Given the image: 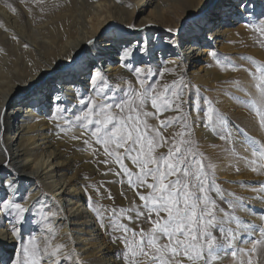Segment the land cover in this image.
<instances>
[{
    "label": "snow or ice",
    "instance_id": "snow-or-ice-1",
    "mask_svg": "<svg viewBox=\"0 0 264 264\" xmlns=\"http://www.w3.org/2000/svg\"><path fill=\"white\" fill-rule=\"evenodd\" d=\"M249 3L250 0H240L237 7L242 15H249ZM12 11L15 12V8ZM260 20L258 25L250 23L246 26L264 37V13ZM128 27L135 29V25ZM92 43L94 42L89 41V44ZM161 43H165L167 48H158L151 37L128 41L120 46L118 55L121 65L133 74L138 85L133 89H120V96L109 85L103 67L97 66V60L89 61L87 84L90 95L78 94V106L75 109L62 106L59 95L54 98L49 96L50 105L53 99L56 101L49 118L57 122L63 118L67 127L60 128L61 132L75 127L82 130V136L94 138V141L86 139L83 143L86 147L94 144L102 148L101 152L100 148L93 147L92 154L94 157L104 156L103 160H97L98 165L103 164L107 168L104 175L118 177L117 182L121 184L126 182L139 198L141 203L135 207L121 208L119 213L116 209H111L110 212L105 210V213H97L95 217L102 228L121 233L111 238V242L122 245L123 264H215L224 255H230L233 259L239 255V264H258V250L264 248V227L257 228L233 215L230 222H235L236 230L230 228L226 232L223 218L218 216L223 209L217 205V198L224 200L225 194L217 186L213 164L205 163L203 154L193 147L190 137L194 127L199 125L192 120L191 113L184 114L183 108L190 103L192 112L199 117V96L192 97L189 93V99L185 98L184 89L188 85L184 83L183 76L179 81L173 80L171 85L163 84L157 88L158 79L154 77H161L164 71H168L164 65L176 64L170 58L158 56V53L164 51L166 55L168 50L178 46L172 37ZM87 55L91 56L90 50ZM210 55L217 63H222L214 50ZM137 56L140 57L139 61L136 60ZM75 65L76 56L64 65L57 64L52 73L56 77H74ZM222 66L236 67L231 63ZM257 72L261 80L258 87L261 88V99L264 100V67H258ZM204 103L210 104L208 101ZM149 106L153 111L148 110ZM168 111H175L180 115L160 120L159 128L148 123L150 117L158 118ZM255 114L259 117L260 125L264 126V111L258 109ZM202 119L205 127L214 132L220 129L217 132L218 138L226 139L222 134L226 120L218 114L214 115L211 106L204 110ZM0 124H3L2 115ZM173 126H178L180 131L172 133L171 137H165L162 129ZM165 146L167 153L157 155V149ZM252 155L258 157L250 161L252 171H257L256 165L259 169H264V145H260L258 149L254 147ZM125 161H129L135 170ZM110 164L116 166L115 170L108 167ZM3 167L8 172L6 176L0 177V190L4 193L0 196V217L10 225L3 239L11 238L15 243L8 259H0V264L72 262L71 250L63 251L68 248L67 244L53 245L51 242V234L54 232L52 220L59 215L61 206L47 205L39 200L28 205L31 192L21 190V178L10 163ZM210 175L213 177L211 180ZM103 187L86 185L84 191L88 200L91 201L93 191L101 196ZM142 189L146 192L141 191ZM260 190L264 191V185L260 186ZM228 195L234 196L232 193ZM108 199H114L110 190ZM36 204H40V207L36 208ZM228 207L235 210L244 209L246 205L242 198L234 197ZM29 215L33 217L40 232L48 234L40 242H37L35 234H30L27 242L23 240V226ZM125 219L129 224L143 219L150 227L147 230L140 227L139 231L130 229L128 224L122 222ZM260 219L264 220V213L260 214ZM217 231L219 237L215 234ZM237 231L247 234L240 241L245 247H234ZM257 232L258 238H254ZM248 244L251 245L250 248L247 247Z\"/></svg>",
    "mask_w": 264,
    "mask_h": 264
},
{
    "label": "bare ground",
    "instance_id": "bare-ground-1",
    "mask_svg": "<svg viewBox=\"0 0 264 264\" xmlns=\"http://www.w3.org/2000/svg\"><path fill=\"white\" fill-rule=\"evenodd\" d=\"M19 1L0 0V115L3 116V124H0V177L7 175L8 169L3 165L10 163L11 168L21 178V190L27 189L31 192L28 205L39 200L47 205L61 206L59 215L52 222L54 230L58 232L56 240L65 242L68 250L77 247V253L85 264H123L116 259L114 246L104 228L95 222L93 212L86 209L82 181H79L72 164L68 158L63 160V154L55 147L56 144L54 146L50 142L44 130L50 108L56 103L53 99L50 105L49 96L54 98L59 95L62 101L69 104L74 103L83 90L89 89L87 75L89 61L93 60L92 55L100 54L96 59L97 66H102L104 72L111 77H117L126 70L119 59L120 46L128 41L147 39L149 35L119 36L121 32L115 26L111 27L117 20L122 24L131 23L136 10L135 7L129 9L124 5L125 0H63L59 9L50 10L53 8L51 7L46 15L37 8L29 10L24 3L11 5V8L4 4H17ZM133 1L140 8L151 7L150 15L155 17L156 23L164 26L169 24L173 28L181 27L180 20L176 24L174 15L179 18L191 13L196 15L198 20L190 24L186 32L188 36L177 42L174 54L158 53V56L176 61V64L168 65L180 74L190 72L189 75L196 77L205 70L198 63L210 61L213 50H229L224 45L225 39L233 38L237 32H245L246 25L260 19L264 13V0H250L249 15H242L238 7L234 12L238 0ZM12 8L16 11L13 12ZM146 25L143 21L140 27L145 30ZM104 29L111 31L109 36L97 42L91 56L83 58L81 65L75 67L74 77L53 75L52 69L57 64L64 65L74 56L77 57L86 43L95 39ZM154 42L158 47L159 42ZM193 52L196 54L193 55ZM215 76L214 81L221 78L217 74ZM224 100H221V107L231 118L230 121H236L240 126L228 128L226 136H229L231 144L237 146L242 155L240 158L245 163H240L237 173L230 167L229 155L219 154L215 150L212 160L217 175L226 180V184L242 179L249 183L248 188L240 185V181L235 185V194L246 202V207L236 209V213L242 221L257 228L263 227L264 220L260 219V214L264 213V203L257 197V191H253L257 180L256 175L250 173L253 166L250 161L258 157L252 155L248 146L250 141L253 145L257 142L264 144V126L260 125L251 109L244 110L239 102L226 97ZM258 101L264 105V100ZM198 136L203 142V149L210 153L212 150L207 147L208 144H218L219 148L226 145V141L215 138L210 133L201 134L200 131ZM42 187L47 191L44 195ZM3 195L0 190V196ZM31 219L33 229L39 231V235L43 234L41 237L48 235L41 233L33 222V217ZM0 224V259L6 261L15 242L11 238L3 239L10 227L3 217H0ZM230 228L236 230L235 222L229 224L226 232ZM246 236V233L237 231L234 247H245L240 241ZM254 238H258V232ZM247 247L250 248L251 245L248 244ZM240 259L239 255L235 259L224 255L215 264H239ZM256 259L258 264H264V248L258 250Z\"/></svg>",
    "mask_w": 264,
    "mask_h": 264
},
{
    "label": "rangeland",
    "instance_id": "rangeland-1",
    "mask_svg": "<svg viewBox=\"0 0 264 264\" xmlns=\"http://www.w3.org/2000/svg\"><path fill=\"white\" fill-rule=\"evenodd\" d=\"M62 1L63 0H20L17 4L15 3L9 4V2L8 3L4 2V4H6L9 7V5L17 6L19 3H24L27 5L29 10L33 11L37 8L39 9V11L43 12V15H46V11L49 10L51 7L53 8H51L50 10L59 9ZM239 3H240V0H238L235 3V8L238 6ZM124 5H126L129 9H132L133 7H135L136 12L134 15H132L131 23L122 24L120 20H117L115 24L112 23L111 27L113 28L115 26V29L122 33V34L120 33L119 36L137 37L138 35H141V34H144L145 36L149 35L148 38L151 37L153 42L156 40H157V43L159 42L158 48H161V49L167 48V45L161 42L168 37H172L175 41L179 43L180 38L183 39V37L188 36L186 32L189 29L190 24H193L195 21L198 20L196 18V15L193 13L187 14L185 16L182 15L180 18L178 15H174V20L176 19V24H178L180 20L181 27L173 28V25L168 24L167 26H164V25L156 23L155 17H152L150 15L151 10H152L151 7L149 8L141 7L140 8L136 6L133 0H125ZM236 10L237 8L234 9V12H236ZM33 15H38V13H33ZM143 21L147 23L145 30L140 27ZM260 23H261V20L257 19L252 24L258 25ZM128 25H135V29L129 28ZM139 29H143V31H137ZM169 29H172L173 31L169 32L168 31ZM110 32L111 31L104 29L95 39L90 40V41H93L94 43L89 44V42H87L83 51L76 57L75 67L80 66L82 63V59L89 56L87 55L88 50L92 51V49H94L97 46L98 44L97 42H100L101 39L105 38V36H109ZM224 45L227 46V49L229 50L215 51L222 63H217L216 59H214L212 56H211L210 61H208L207 63H201V62L198 63V65L204 66L205 70L202 73H200L199 76L197 77L189 75L190 72L180 74L173 67H170L168 64H166L163 67L168 69V71H164L161 77H154V79H158L157 88L159 89L161 85L163 84L171 85L173 80L179 81L181 79V76H183L184 83L188 85V87L184 89L185 98L189 99V93H191L192 97H195L198 95L200 98L201 104H200L199 117H197V114L195 112H192L191 110L192 106L190 103L184 105L183 112L184 114L191 113L192 120H195L196 123L199 125V126L194 127L192 136L190 137L191 140L193 141V147L197 151L203 154V156L205 157V163L210 162L213 164V167L215 170L214 172L215 181L217 183L218 188L222 190L223 193L225 194L224 200H220L219 198H217V205L220 209H223V212L219 213L218 216L223 218V227L226 230L229 224L234 223V221L230 222L231 216L234 215L237 218H239L236 213V209L234 210L228 207L229 202H231L234 199V197L239 196L235 194L236 193L235 185L241 182L240 185L248 188L249 183H247L244 179H242V180H238L237 182L230 181V182H227L226 184L225 182L226 180L224 181L221 177L217 175L215 164L213 163V160H212V154L215 150H218L217 153L219 154H222V155L226 154L230 156V159H231L230 160L231 162L229 163L231 164L230 167L234 169L237 173L239 172L238 166L241 165L240 163H245V161L240 158L242 155L237 150L238 149L237 146L234 144H231L232 142L230 138H228L229 136H226L227 135L226 131L228 128L230 127L233 128V126L234 127L236 126L237 128L240 126L235 123L236 121L235 122L230 121L231 118L225 113V110L221 107V102H222L221 100L222 99L224 100V98L226 97L231 101H236L237 103L239 102V104L243 105L244 110H246L247 108L251 109L255 116H256L255 113L258 109L260 111L264 110V105L260 104L259 103L260 101H258L262 97V91H261V88L258 87V85L261 84V80H260V74L257 72L258 67H264V37L260 36L259 33L254 32L251 27H247V30L245 32H237L233 38L225 39ZM161 52L165 54L164 51H161ZM174 52H175V48H172L167 51V54L168 53L174 54ZM99 56L100 54H96L95 56L92 55L91 58L97 59ZM136 60L139 61L138 56L136 57ZM227 63H231L232 65H235L236 67L228 68V67L222 66V64H227ZM153 64L155 65V61H153ZM161 71H163V69H161ZM104 74H105V77L109 85L113 89L117 90L116 91L117 96L121 95L119 91L120 89H133V88L138 87V85L136 84L135 77L128 70H124V73L120 74L117 77H111L110 74L107 72H104ZM216 74L219 75L221 78H218L216 81H214ZM82 94H84L85 96L90 95L89 89L83 90ZM256 95H258V98L256 97ZM62 100L60 101V103L64 107L75 109L78 106V96L75 99L74 103L67 104ZM204 101H208L210 102V104H205ZM209 106L213 108L214 115L218 114L224 117L226 120V125L222 132V134L226 136V139L223 140L224 142L226 141V145H225L226 147L221 146L219 148L217 147L219 146L218 144H208L207 147L212 150V153L203 149L201 145L202 140L198 136V133L200 134V131H201V134L206 132L208 134L210 133V135L214 136L215 138H218L217 132L220 131L219 128L217 129V132H214L211 128L205 127L203 124V119H202L203 112ZM148 110L153 111L150 108V106ZM51 111H52V107L50 108V112H49L50 114H51ZM178 115H180V113H177L175 111H168V112L163 113L162 115H159L158 118L150 117L148 119V123L150 125H153L159 128L160 120H167L169 117H176ZM257 118L259 120L258 116ZM232 122L234 123V125L231 124ZM65 127L67 126L65 125L63 118H61L57 122V120L50 119L48 117L46 129L44 131L45 133L48 134V138L50 142L52 141L51 143L53 145L56 144V146L55 145L54 146L58 147L60 152L63 154V160L66 161L69 159L68 161H70V163L72 164L73 170H75L76 174L78 175L79 181L80 182L82 181L81 183H82L83 191L86 185H91L93 188H96L97 186H100V185L104 186L101 189L103 193L101 196H97V194L94 191L91 193V201H89L88 198H86L87 196L84 191L85 198L88 202V205L91 211L94 213V215L96 216L97 213L103 214L105 213V210H108L110 212L111 209H116L117 213H119V209L121 208L128 209L130 207H135L139 205L141 203L139 201V198L135 195L133 189H131L127 185L126 182L121 184L117 182L118 177L111 175V174L104 175V173L107 172V168L103 164L98 165L97 163V160L98 159L103 160L104 156L100 155L99 157H94L92 154L93 147L100 148V146L93 144V146L91 147H86L83 143V141L86 139H90L94 141V138H90L88 135L82 136L81 135L82 130L77 129L75 127H72L69 130L64 131V132H61L59 130L60 128H65ZM179 131H180V128L178 126H173L168 129H162V134L165 137H171L172 133L179 132ZM73 137H80V138L73 139ZM249 143L250 145L248 146V148L251 151L254 147L258 149L260 145H264L263 142L262 143L257 142V144L254 143V145L251 141ZM100 151L102 152V148H100ZM161 153L163 154L167 153V146L157 149V155ZM125 163L128 164L130 168H133V166L130 164L129 161H125ZM108 167H111L115 170L116 166L110 164L108 165ZM256 167H259V166L256 165ZM133 170L135 169L133 168ZM250 173L256 175L255 177L257 180L255 187L253 188V191H257L256 192L257 197L261 199L262 203H264V191L261 192L260 190V186L264 185V169H261L259 171V168H257L256 172L251 171ZM258 173L259 174L262 173V174L259 175ZM212 178H213L212 175H210L209 179L211 180ZM170 179H175V177H170ZM109 190H110V195L114 199H111V200L108 199ZM141 191L146 192V190H143V189ZM42 193L43 195L47 193L46 189H44L43 187H42ZM228 193H232L234 194V196H229ZM244 203L246 205L245 201ZM39 207H40V204H36V208H39ZM33 211H35V209H33ZM31 217H32L31 215L26 217V223L23 226V240L24 242H27L29 235L35 234L37 236V242H40V240L42 239L41 235L43 234L39 235V231H37L36 229H33L32 223H31V220H32ZM36 219L38 220L39 217H37ZM122 222L125 224H128V227L130 229H136L137 231H139L140 227H143L145 230H147L150 227V225L143 219L137 223H131V224H129L126 219L123 220ZM104 230L108 238L110 239V242H111V238L121 235V233L118 230H111V229H106V228H104ZM57 233L58 232L54 230V232L51 234L52 244L53 245L65 244V242L61 240L60 241L58 240L59 242L56 240ZM215 234L219 237L218 231ZM112 245L114 246V253H115L116 259L123 263L122 258H121V253L123 252L122 245L119 242L116 244L112 243ZM63 251L67 252L69 250L65 248L63 249ZM71 253H72L73 261L66 262V264H71V263L85 264L84 260L80 259V255L77 253V247H74L71 250ZM185 264H187V262H185Z\"/></svg>",
    "mask_w": 264,
    "mask_h": 264
},
{
    "label": "built area",
    "instance_id": "built-area-1",
    "mask_svg": "<svg viewBox=\"0 0 264 264\" xmlns=\"http://www.w3.org/2000/svg\"><path fill=\"white\" fill-rule=\"evenodd\" d=\"M84 197H85V196H84ZM84 197H83V198H84ZM86 201H87V200H86V198H85V201H84V202L87 203V207H86V209H87L88 212H89V211H91V209H90V207H89V205H88V202H86ZM93 214H94V213H93ZM94 217H96V216H94ZM94 217H93V218H94ZM94 220H95V222L97 221L96 218H94ZM97 223H98V222H97ZM98 224H99V223H98ZM99 225H100V224H99Z\"/></svg>",
    "mask_w": 264,
    "mask_h": 264
}]
</instances>
